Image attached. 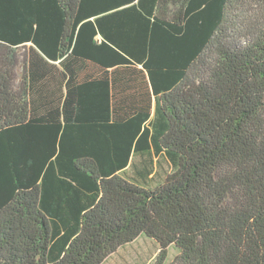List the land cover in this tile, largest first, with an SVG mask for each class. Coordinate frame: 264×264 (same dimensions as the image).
I'll return each mask as SVG.
<instances>
[{"label":"trees","instance_id":"1","mask_svg":"<svg viewBox=\"0 0 264 264\" xmlns=\"http://www.w3.org/2000/svg\"><path fill=\"white\" fill-rule=\"evenodd\" d=\"M142 236L264 264V0H0V264Z\"/></svg>","mask_w":264,"mask_h":264},{"label":"rangeland","instance_id":"2","mask_svg":"<svg viewBox=\"0 0 264 264\" xmlns=\"http://www.w3.org/2000/svg\"><path fill=\"white\" fill-rule=\"evenodd\" d=\"M24 48L17 50L19 54L25 53ZM22 65L18 68V74L21 76ZM139 159L138 157L136 158ZM156 163V175L149 183L150 186H155L162 182L164 175L170 171L169 163L163 156L160 158L154 157ZM158 255V244L146 236L138 238L135 242L124 246L118 253L111 256L104 264H155ZM178 255V250L172 246L170 254L165 264H171L174 258Z\"/></svg>","mask_w":264,"mask_h":264},{"label":"crops","instance_id":"3","mask_svg":"<svg viewBox=\"0 0 264 264\" xmlns=\"http://www.w3.org/2000/svg\"><path fill=\"white\" fill-rule=\"evenodd\" d=\"M118 253V252H117Z\"/></svg>","mask_w":264,"mask_h":264}]
</instances>
